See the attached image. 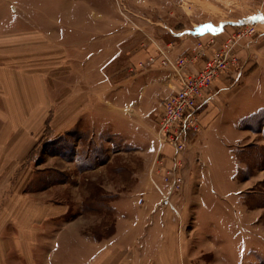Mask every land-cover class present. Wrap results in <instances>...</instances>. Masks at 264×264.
<instances>
[{
  "label": "rangeland",
  "instance_id": "obj_1",
  "mask_svg": "<svg viewBox=\"0 0 264 264\" xmlns=\"http://www.w3.org/2000/svg\"><path fill=\"white\" fill-rule=\"evenodd\" d=\"M228 42L236 62L211 84L169 191L174 148L155 149L165 83L178 85L172 63L194 58L197 72ZM83 110L108 120L104 132L81 124ZM6 127L0 212L69 206L45 217L56 225L26 228L9 209L5 233L44 236L8 264H48L51 237L71 221L91 239L74 264L95 241L111 256L91 264H264V0H0Z\"/></svg>",
  "mask_w": 264,
  "mask_h": 264
},
{
  "label": "crops",
  "instance_id": "obj_2",
  "mask_svg": "<svg viewBox=\"0 0 264 264\" xmlns=\"http://www.w3.org/2000/svg\"><path fill=\"white\" fill-rule=\"evenodd\" d=\"M172 81H174V79L171 76L168 82L165 83L167 93H171L172 91H174L175 87ZM147 88L148 87H145L144 91L140 90L138 98L140 99L141 102L139 103H143L141 99L143 97V92H146ZM130 110H131L130 112L128 110H125L126 114L130 118L129 119L130 125L133 127H136L137 125L135 123L136 121L134 122V119L132 118L133 117L132 113H133L134 108H131ZM87 111L88 110H83L84 113H88ZM74 113H76V116H74ZM77 116H78L77 112H74V111L67 112L66 114L67 127L65 128L66 130L69 127H73L74 123H76ZM81 120H82L81 124L87 127L88 126L93 127L92 129H96L98 133L100 132L102 133V131L104 132L106 122L108 121L107 119H101V120L100 118L96 119L93 113L91 115L90 113H88L84 117L82 114ZM52 126L55 131V137H57L59 133H62L61 128H57L55 124H52ZM5 130H7V127L4 128L0 133V164L7 162V160L9 161V159L7 160H4V159L7 157V153L11 152L12 143L7 144L8 141L5 140L6 138ZM164 149H166V146L159 145L155 149V158L161 152H163ZM169 154H170V151L167 153V156ZM135 175L137 174L135 173ZM135 175L134 176L132 175V177H135ZM19 200L21 201L22 198H19ZM11 208H14L15 210L20 212L19 218L17 219V226L25 227V228L27 226L24 224L27 221L28 222L31 221L30 223H34L38 221L40 223V226L44 225V227L47 226L48 224L56 225L58 223L57 220L48 219V218L45 219V217L59 216L60 214L65 213L67 212V210H69L68 205L63 206V205L55 204L53 206H49L47 204L43 205V203H36V202L25 203L24 205H20V202H19L16 205L12 204V205L5 206V207L3 206L0 212V264H8L7 260H9L12 257L13 253H15L18 258H22V259L30 258L28 253H30L31 251L30 241L33 240L32 235H29L28 231H26V234H25V230H24V234H22L23 232H21V230H19L20 233H17V234L15 233L14 235H9L5 233L6 227L9 223V219L7 218L8 216L7 211ZM43 218H44V221H42ZM133 223L134 222L131 223L132 226H133ZM77 226L78 225L74 224V222L72 223V221L62 224V225L60 224V226H58L59 229H57L55 231V235L51 237V247L46 251V254H45V259L48 261V264H74L71 260H72V257L74 256L75 249L76 250L80 249L81 255L84 254V252H89V244L91 243L90 236L84 233L82 229H77L76 231ZM43 236L44 235L42 234V235H39L38 237H35L34 239L39 246L42 245L41 242H43L42 240ZM95 242H96L95 245L97 249L93 252V255L92 256L87 255L88 257L86 256V258L83 257V260L80 264H91L90 263L91 259H93V262L95 260L99 262V260L103 259V262H104L107 256L108 257L111 256L110 252L107 251L106 248L102 246V242H99V241H95ZM13 258H16V257H13ZM62 259H64L65 261L61 262ZM67 259H70V261H68ZM59 260H60V263H58Z\"/></svg>",
  "mask_w": 264,
  "mask_h": 264
},
{
  "label": "built area",
  "instance_id": "obj_3",
  "mask_svg": "<svg viewBox=\"0 0 264 264\" xmlns=\"http://www.w3.org/2000/svg\"><path fill=\"white\" fill-rule=\"evenodd\" d=\"M230 45L228 42L221 47L197 72L188 70L194 58L190 60L191 62L186 57L179 58L172 63V73L178 85L162 100V111L157 123L159 145H172L176 155L175 170L167 172V175L172 176L168 182L169 191L180 181L181 177L176 173L181 167L180 156L185 149L188 136L200 130V109L208 100L206 94L210 92L211 84L226 74L236 62Z\"/></svg>",
  "mask_w": 264,
  "mask_h": 264
}]
</instances>
